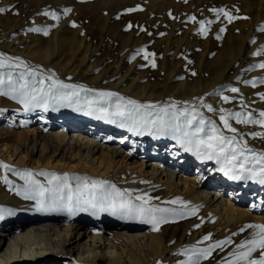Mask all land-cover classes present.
I'll list each match as a JSON object with an SVG mask.
<instances>
[{
  "label": "rangeland",
  "instance_id": "rangeland-1",
  "mask_svg": "<svg viewBox=\"0 0 264 264\" xmlns=\"http://www.w3.org/2000/svg\"><path fill=\"white\" fill-rule=\"evenodd\" d=\"M7 1L4 0L3 2L0 0V8L5 9L4 12L0 13V53L4 54L5 58L19 57L27 63L29 68L31 67L34 69L36 68L35 70H39L43 63L45 64L47 60L46 57L50 58L51 54V58L55 56V63H59L57 68L66 67L65 64L68 65L67 63L70 61L71 66H74L75 64L79 69H81V67L84 69L89 68L88 71L94 72L98 79L100 77V81H102V77L103 79H106L109 74V70L111 69L110 67H112L113 70L116 66L115 63H119L120 61V64L124 66L120 76L123 79L129 77V81L122 85L124 86L122 88H128V93L139 94L142 93V91H144L143 93H146V91H151L152 93L161 92L165 96L173 98V100H176L177 102H192L195 98V103L199 111H201L208 118L212 117V112H209L206 108L199 107V98L203 97L204 103L212 105L213 103L208 99L213 96H206V94L212 89V86L215 87L216 84L218 85L223 81L227 85L224 87L225 89L222 88L219 90L220 94L221 96L230 97V100L228 101L229 103L222 101V106L217 102V104L220 106V109L223 107L230 112H241L245 115L252 113L253 116L257 118H259V113L264 111V106H260L259 108L256 105V103L259 101L264 102V100L261 99L259 95L260 93H264V84L260 83L261 80H264V69L256 67V65H258L260 62H264V51H261V54L258 56L253 55V53L260 49L261 45H264V31L259 30L260 26L264 25V0ZM58 1L61 3L59 4ZM61 6H63L64 9H71V11H68V13L65 12V10L64 12L73 18L75 17L74 22L76 26L73 28L76 31L74 33V31H72L73 28L69 30L66 36L68 38L71 37L72 40L68 41L71 42L76 39L73 41V43L71 42L75 48V43L76 47L80 45L79 40L81 41L82 39L80 36L84 34L86 37H84L85 40L83 43L89 42V45L91 44V51H87L86 54L87 59V55L89 53L87 59L88 61L86 60L87 62L80 63L79 58L82 57L81 54L78 55L77 53V55L72 56L73 52L61 51L60 53L58 51L59 49H67L57 47V44L54 46L57 47L55 48V51H51L48 56L44 57V48L47 46L51 48L53 47L51 44L53 34L49 30H47V35H44L43 31L35 33L34 31H29L28 29L30 28H27L28 25L22 21L25 19L27 21V18L29 19L30 17V21L32 20L34 22L36 20V22H38V19L43 16L41 19H46V17L49 19L50 17L48 22L50 24V22H53L54 19L51 15H44L43 13L55 12L57 15V8ZM129 9H134V11H128ZM213 9H224L234 18L231 20V22H229L223 13L217 15L216 12L212 11ZM34 12L35 14H33ZM190 17H195V19L192 20ZM244 17H247V19ZM198 21H212V23H205L204 29H202ZM40 23L42 24V22ZM24 24L27 26L25 27ZM35 24L38 25V23ZM42 26H44V22ZM40 27L41 26H39V28ZM32 28L37 27L34 26ZM221 28L224 29L223 32H221ZM41 29L43 30V27H41ZM7 34H12V40H10V42H13L14 40V42L17 43L16 49L18 50H16V52L7 49L3 45V42L5 39H7L5 38ZM34 36L37 37L36 42ZM217 36L220 38L217 39ZM86 38H89L90 40L88 39L87 41ZM253 39H255V43H252ZM38 44L41 45L42 49H36ZM78 48L79 46L77 49ZM139 49H143L144 51L138 53L137 50ZM56 53L59 55H56ZM65 53L66 55H64ZM69 53L71 55H69ZM146 55L147 59H145ZM71 56L74 59H71ZM242 56L245 58H241L242 60L238 61L239 64H233L231 70H229V67L233 61ZM63 58L64 60L68 58L66 60L67 62L63 61ZM75 61L79 62L76 64ZM6 63H13V61L6 59ZM50 64L53 65V63ZM153 64H155V67H153ZM51 65H49V67L53 68ZM8 70V68L0 69V71L3 72H7ZM21 70L23 69H13V75L15 76L16 73ZM225 70L227 71L225 72ZM132 72L134 75H132ZM61 73H64V71ZM193 73H195V75H193ZM121 77L116 78V81L114 79H109L110 82L108 81L106 84L114 85L116 82L118 83L122 80ZM79 81L87 82L81 79ZM244 81H255L256 86L253 87L251 84H245ZM94 83L88 84L94 85ZM104 83L105 82L101 83L102 85L100 88H111L110 86H105L106 84ZM232 87L238 88L239 92L230 91V88ZM254 92L256 96H258L257 98L254 97ZM84 96L85 94H82L80 97L83 98ZM217 104L212 105L213 108L218 106ZM79 106H81L84 111L88 110L83 106V103H81ZM182 106V103H177L178 108ZM65 108L66 106H57L55 109L49 107L47 111L37 110L34 117L26 119L24 118V121H21V117H17L15 124L23 126L22 128L24 129H31L33 127L40 126V129H43L51 134H54L55 131L61 132L63 127L60 124H58L57 127H54L52 123H58L56 122L59 119V117H57L59 115L58 112L64 110ZM8 112L15 111L12 110V108L7 107L5 112L0 113V119L6 120V115L4 116L3 113L6 114ZM38 117L41 118V120H38ZM7 120H9V118H7ZM31 120H33V123H31ZM230 120L232 122V119ZM100 121L108 122V120L104 119H100ZM233 121L235 120L233 119ZM8 125V121H5L4 123L0 124V127ZM236 126H238L237 128L235 127L237 131L239 130L238 133L240 132V134L243 135L244 140L247 141V145H253L257 153L264 151V139L259 136L253 138L251 135L253 132L264 133V126L254 124H236ZM68 129L71 130V132L75 130L73 127H69ZM69 130H67V136L68 133L69 136L71 135ZM84 130L87 129H83V132ZM88 132L89 131H85L84 134L80 135H85L83 141L88 140L90 143H92V146L96 147L91 156V159L94 160V163H96L97 158H99L102 153L107 152V150H110V148L113 147V149L115 148L117 150L116 160L120 161L122 166H124L126 163L127 168L134 170L133 177L137 178L135 174L138 172L140 164L142 165L141 172H143L145 179L156 176L155 172L152 171L153 167L151 168L149 166L153 163V160L157 159V157H155V155L152 153L155 148V144L152 143L153 141H147L146 145L143 147L144 141L135 138L134 142H132L133 139L128 138V141L122 145L118 141V139H120L119 134L115 135V138L110 139L109 143H107L104 142L103 136L97 137L96 134ZM3 146V144L0 145V162L11 166L12 169H15L21 173L25 170H30L33 174L32 178L38 180L41 184L45 185V187L49 186L48 181L50 177L47 175H38L40 172L55 173L57 176L61 177H63L62 175L64 174L80 173V166L77 164L76 159L72 161H56L58 159V157H56V159L49 161L50 164L47 167L44 165L41 166V159H39L40 146H38V152L32 155L26 154L20 148L16 149V151L15 148L5 150L2 149ZM162 147L163 146H161V148ZM165 148L166 146H164L162 149ZM250 158L251 155H249V159ZM87 159L88 158H86V162ZM86 164L90 165V161ZM196 164V161L193 162L191 166L187 163L182 165L180 164L182 167L180 168L178 165L175 167V164H172L171 161H169V163H165L164 167H166V170L167 168L171 167L174 172L180 171L179 174H172V180L175 182L177 193L180 195L183 194L184 178H190V176L194 177L195 175H198L196 170L197 168L195 167ZM209 167H211V165ZM209 167L206 168V172L209 171ZM161 169L163 170L164 168H159L157 170V174L162 171ZM186 169H188V171H186ZM87 173L88 172L85 171V175H87ZM147 173H152V177H150ZM112 175L114 176V174ZM4 176H7L8 180L11 181V188L13 190L21 191L25 188V180L22 179L20 175H17L15 171H1L0 168L1 183L6 185L3 180ZM54 183H56V181H54ZM69 183L75 189L78 184L83 186L87 182L84 180L78 181L75 179V177L70 176ZM115 184L116 183H112L110 185ZM152 188L153 186H151L149 189ZM214 188L215 187H212V189ZM125 189L128 188L124 186L119 187V190L121 191ZM108 191L111 190L108 188ZM231 191L232 189L228 187V189L225 190V193L220 194L223 195V197L219 198L217 202L215 201L213 205L218 206L217 203L219 204L226 198L229 199L230 196H232L229 193ZM258 191L259 190L256 189L255 192L248 194L250 197H247V194L242 193L241 197V194L239 195L238 192L234 190L235 194H237V199H232L238 203L239 207L245 209L249 213V217H251L253 221L256 220V216L264 217V197L260 199ZM130 195L135 203H142L141 201H135V197L132 194ZM17 196L18 199L24 197L22 195ZM23 199L24 200L19 203L20 209L22 208L21 211L16 209V211H14V213L11 215L7 214L6 212L4 213L6 220L0 221V229L2 230L3 227L14 231L16 229H21L20 232H22L25 231L26 228L34 225L40 226L44 223L57 224L60 228L58 233L51 235V239L46 234L41 238L42 241L44 240L43 242H46L43 243V245H47V243H49L51 249L46 250L48 252L51 250L60 249L58 246L55 247V245H51L50 242H52L53 239H70L73 237V239L70 240V245H75L76 243L74 242L78 241H81L82 243L87 242L88 245H95L96 247L101 245V248H97L95 250L96 252L101 254H105L107 252L106 255L110 253L109 255L118 256V258H124V263H129L131 260L129 253H127V248L124 246V244L113 238L111 235L116 233L122 234L124 238H127L130 242H132L133 249H135V247L142 248L140 242L143 244V241H146V236H150L151 230H153L151 229L153 225L144 222L140 216L120 218L119 215H113L110 211H97L96 214H93L91 210L78 211L72 215H69L66 211H38L35 200H29L25 198ZM176 199L177 198H175V200ZM148 201L150 205L159 208L175 209L177 212H191L190 207L192 206V202L187 204L188 202L185 199H179V201L175 204L170 203L168 198H164V201L161 203H155L154 200ZM252 202L255 203V206H251ZM1 215H3V212ZM23 217L28 218L29 221L27 220L28 222L20 228L19 220ZM194 218V215L191 214L186 215L183 219L169 215V222L160 224L158 227H163L165 230L167 227L169 230H176L175 232H168L166 230L171 235L167 237V241L168 246L177 244V246L173 248L172 253L177 254L180 259L182 257H188L187 255L183 254V250L185 248L191 249L192 246L203 248L207 247L211 243H214L215 241L225 240L228 238L231 239L232 243L224 245L223 250L215 249L208 259L201 258L200 264H226L227 260L234 259L231 254L237 251V245H239L243 240L252 238V236L259 231L255 228L241 227L245 229L243 232H241V228H238L239 225L234 226V224H229L228 226H221L220 222L217 221L216 225L219 228H222L221 234L217 232L216 228L210 229L208 231L206 228H203L201 231L202 233L200 232V234H197L193 237L192 233H190L191 229H193V227H197H190L189 224L192 223ZM1 223L8 224L4 226ZM249 224L255 225L254 222H251L246 223L245 226ZM76 225H80L79 232L82 234L78 236V234H74V231H72L68 236H66V231L64 230H71V227H75ZM205 226H207V224ZM131 227H134V229H130ZM184 229H186L185 235L181 237ZM94 230L100 231L101 235H94ZM84 233H86V235H84ZM107 233H111V235ZM172 233L175 234L173 235ZM209 233L211 234V239L204 241L203 237ZM233 233H235V235H233ZM140 251L143 253L142 250ZM253 255L254 257H258L259 252L254 253ZM78 256L79 255L74 252L67 253L64 256L53 253L47 256H42L34 261H26L25 264H62L61 261L63 258L68 259V264H82L79 260V257H85V260L90 261V257H87V253H83V255L81 254L79 257ZM175 257L176 256H174V258ZM97 264H106V262L101 261ZM144 264L161 263H158V260L155 262L154 258Z\"/></svg>",
  "mask_w": 264,
  "mask_h": 264
},
{
  "label": "bare ground",
  "instance_id": "bare-ground-1",
  "mask_svg": "<svg viewBox=\"0 0 264 264\" xmlns=\"http://www.w3.org/2000/svg\"><path fill=\"white\" fill-rule=\"evenodd\" d=\"M2 1L4 2V0H2ZM64 1H66V0H64ZM58 2H59V4L61 3L60 1H58ZM59 4H55V5H59ZM40 8H42V7H40ZM57 10H58V12H57ZM57 10H56V12H57V16L59 17V19H54L53 22L52 21L50 22V24L48 23L50 17H49V19H47V17H46V19L45 18L41 19V17H43V16L40 17L41 20L38 19L39 20L38 22H36V20L34 22L32 20L30 21V17H29V19L27 18V21H26V19L22 20V21H23V23L28 25L27 28H32L34 26H36V27L41 26V27H43V29L49 30L53 34V39H52V43H51L52 46L54 47L57 44V47L67 49V50L59 49L58 51L60 53H61V51L73 52L72 56L77 55V53H78V55L79 54L82 55V57L79 58L80 63L81 62H83V63L87 62L89 53L87 55V59H86V54H87V51H89V52L91 51V48H90L91 44L89 45V42L83 43L85 40L84 37H86L83 34L82 36H80V37H82V39H81V41L79 40V42H80V45H78L79 48L77 49L78 46L76 47V43H75V48H76L75 49L74 45L72 43L76 39L74 38L75 40L71 41L72 42L71 43L68 40H72V38L71 37L68 38L66 36L67 33L69 32V30L73 28L72 25H73L75 17L74 18L71 17L69 14H67L68 12L65 13L64 12L65 9L63 6L57 8ZM33 14H35V12ZM34 16H36V15H34ZM40 22H42V24ZM43 22H44V26H42ZM35 23H38V25H36ZM27 25H25V27ZM72 31H74V33H75L76 30H74V28H73ZM85 33H86V31H85ZM7 36H9V37H7ZM36 36H37V33H36ZM5 38H7V39H5V41L3 42V45L7 49H10L13 52L14 51L16 52V50H18V49H16L17 43H15L14 40H13V42H10V40H12L11 39L12 34H7L5 36ZM34 38H35V42H36L37 37L34 36ZM86 39L88 41L89 38H86ZM55 41H56V43H55ZM79 42H77V43H79ZM39 44L36 46V49L41 48V45H39ZM53 47L52 48L49 46L45 47L44 48L45 54L43 53V56L44 57L48 56L51 51H55V48H57V47H54V48ZM68 52H67V54H68ZM126 52H128V51H126ZM244 53H246V52H244ZM56 55H59V54L56 53ZM64 55H66V53ZM69 55H71V54L69 53ZM72 56H71V59H74ZM54 57L51 58V54H50L51 59L49 57H46L47 60H46L45 64L43 63V65L41 67L39 66L40 67L39 70H35L36 68L34 69L31 67H30V69L37 71L42 76L51 75V76H53L54 79H59L66 84L84 85L86 88L95 89L98 91L117 92L121 96L125 97L126 99H133V100L138 101L141 104L159 105V106L163 107L165 104L177 102L176 100H173V98H169V97L165 96L164 94H162L161 92H155V93L153 92L152 93L151 91H149V92L146 91V93H143L144 91H142V93H139V94L128 93L127 92L128 88H122V87H124L122 85L129 81V79H128L129 77L126 79H123L120 76L122 69L124 67L120 64V61H119V63L118 62L115 63L116 66L113 70H112V67H110L111 69L109 70V74L106 77V79H103V77H102V79H101L102 81H100L99 80L100 77L98 79L97 76H95L94 72L88 71L89 68L84 69L81 67V69H79L75 64H74V66H76V67H74L73 65L71 66L70 61H69V63H67L68 65L65 64L66 67L57 68V66H59V63L58 62L55 63ZM241 58H245V57L244 56L238 57L235 61L231 60V61H233V63L230 65L229 70H231L233 64H236V63H238V61H241L242 60ZM67 59L68 58H66V60ZM58 60H60V59H58ZM66 60H64V58H63V61H66ZM126 61H127V58H126ZM78 62L75 61L76 64ZM50 63H53V65H51ZM62 64H64V63H62ZM49 65L53 66V68L49 67ZM124 65H125V63H124ZM61 66H63V65H61ZM91 67H90V69H91ZM130 69L132 70L131 67H130ZM63 71H64V73H61ZM226 71L227 70H225V72ZM132 75H134L133 72H132ZM119 76L122 78V80L120 82H118V83L114 82L115 83L114 85L113 84L112 85L106 84L108 81L110 82L109 79L115 80L116 78H120ZM169 78H171V77H169ZM80 79L83 81H87V82H81V81H79ZM228 81H229V79H228ZM102 82H105L104 83V84H106L105 86H110L111 88L110 89L100 88V86L102 85L101 84ZM45 83L48 84V83H51V81L46 80ZM88 83H94V85L88 84ZM226 85L227 84L224 83L223 81H222V83H219L218 85L216 84L215 87H213L211 84L212 89L207 92L206 96L207 95L213 96L210 99H208V100H210V102L213 103L212 105L217 104V102L219 105H221V104L223 105L222 101H224V100H222L221 94H217V93H220L219 90L226 87ZM82 94H85V93L81 92L80 96ZM254 94H255V92H254ZM88 95L91 96L92 94H88ZM254 97L257 98L258 96H256V94H255ZM81 99H83V98H81ZM255 101H259V100H255ZM219 105L214 108V109H216V111L211 113V116H212L211 119L216 122L218 128H220L224 132L225 135L230 136V135H232V133L229 132L227 129H225L223 122L220 121V115H227V114L226 113H220V111H219L220 106ZM256 105H257V107L260 108V106H264V102L259 101L256 103ZM0 107H1V109H5V110L7 107H10V108H12V110L15 111V112H8L6 114L3 113L4 116L6 115V117H5L6 120L0 119V124L4 123L5 121H8V123H9L8 126L0 127V145L1 144L4 145L2 149L8 150L10 148H12V149L15 148V151H16V149L20 148L26 154L32 155V154L38 152V146H40L41 148H40L39 159H41V163H40V165L42 164L41 166L44 165L45 167H47L50 164L49 161L56 159V157H58V159L56 161H64V160L72 161V160L76 159L77 164L80 166V169H79L80 173H78V174L70 173V174H68V176L69 177L70 176L87 177L88 179L86 182L88 185H91L93 181H108L109 185L112 183H116L115 184L116 189H119L120 186H124V187L128 188L127 190H129V193L132 194L134 197L145 196L146 199L151 200V201L154 200L155 203L156 202L157 203L163 202L164 198H168L169 202L172 200H175V198L185 199L188 202L187 204H189V202H192V206L190 207V210H192L193 208H196V213L194 215L195 218L192 220V223H190L189 226L193 227L196 224L200 225V227H197V228L193 227V229H191L190 233H192L193 237L196 236L197 234H200V232L203 230V228H206L207 231L210 229L216 228L217 232H219V234H221L222 228H219L216 225L217 221L220 222L221 226H228L229 224H234V226L239 225L238 228L245 227L246 223H251V222H254L255 225H264V217L256 216L255 217L256 220L253 221V219L251 217H249V213L245 209H242L241 207H239L238 203L235 202V200L237 199L236 198L237 194H235V192H234V190H235L236 192H238L239 195L241 194L240 195L241 197H242V193L243 194L245 193V194H247L246 195L247 197H250V196H248V194H251V193L255 192L256 189H258L259 190L258 195L260 196L259 198L262 199L264 197V185H261L258 182H256L255 180H251V179H249V180L231 179L230 175L226 176L224 174V172L220 170L222 165L218 164L215 159H212V160L201 159V158L197 157L196 155H194L192 152L185 151V149L176 140L172 139V137L170 135L169 136H156V135H150V134H148V132H144L143 134H137V133L129 131L128 128L119 127L118 124L100 121V119L97 118V115H87V114H85L86 111L77 110L78 108H82V107L79 105H75V104L73 106H66V108L64 110L58 112L59 115L57 117H59V119H58V121H56L58 123L53 122L52 124L54 125V127H57L58 124H60L63 127V130L61 132L55 131L54 134H51V133L46 132L43 129H40L41 128L40 126L33 127L31 129H24V128H22L23 126H20L19 124H15V122L17 121V117L18 118L21 117V119H22L21 121H24L23 120L24 118L25 119L26 118H32L36 115L37 110L44 111L43 109L37 108V109H34L30 112H25L23 109V105L17 103L15 100H12V99H10L8 97H4V96H0ZM7 115H9V116H7ZM255 116H257V115H255ZM0 117H1V115H0ZM7 118H9V120H7ZM38 120H41V118L38 117ZM31 123H33V120H31ZM229 123L233 127H236V128L238 127V126H236L237 123L235 121H233V119H232V122L229 119ZM62 127H61V129H62ZM69 127H73L75 130H73L71 132V130L68 129ZM85 128L87 130H84V132L89 131L90 133L96 134L97 137L103 136L104 142H107V143H109L110 139H114L115 135H119V134H120V137H119L120 139H118V141L122 145H123V143L128 141V138H132L133 139L132 142H134L135 138L138 140L144 141L143 147H144V145H146L147 141H149V140L153 141L152 143L155 144V148L152 151V153L155 155V157H157V159L153 160V163L150 164L149 166L151 168L153 167L152 171L155 172L156 176L153 178L145 179V176H143V172H141L142 165L140 164L138 172L135 174L137 176V178L133 177L134 176V174H133L134 170H132L131 168H127L126 163L124 166H122V163H120V161L116 160L117 150L115 148L113 149V147L110 148V150H107V152L102 153L100 155V157L97 158L96 163H94V160L91 159V156H92L93 152L95 151L96 147L92 146V143H90L88 140L83 141V138L85 135L84 136L80 135V134H84L83 129H85ZM67 130H69V132L71 133L70 136H69V133L67 136ZM88 136H90V135H88ZM161 146H163V147L166 146V148L162 149L163 147L161 148ZM247 146L255 150L253 145H247ZM248 155H251V154H248ZM86 158H88L87 159L88 163L90 161V165L86 164L87 163ZM169 158H170V160H169ZM23 160H24V158H23ZM169 161H171L172 164H175V167H177V165H178L180 168H182L181 167L182 164L187 163L191 166L193 164V162H195V161L197 162L195 167L197 168L196 170H197L198 175H195L194 177L190 176V178L189 177L184 178L183 194H181V195L179 193H177L176 184L172 180V174H175V173L179 174L180 171L174 172L171 167L167 168V170H166V167H164V165H165V163H169ZM189 165H188V167H189ZM210 165H211V167H209ZM249 166H250L249 164L245 165V167H249ZM208 167H209V171L206 172L205 170ZM159 168H164V169L163 170L161 169L162 171L157 174V170ZM4 170H5L4 168H1V171H4ZM84 170L88 172L87 175H85ZM186 171H188V169H186ZM112 174H114V176ZM148 175L150 177H152L153 174L150 173ZM62 176H64V175H62ZM111 176H113V177H111ZM116 180H118V181H116ZM151 186H153V188L149 189ZM212 187H215V188L212 189ZM228 187H230L232 189V191L229 192L230 195H232V196H230L229 199H227V198L224 199V201L220 202L219 204L217 203L218 206H214L213 205L214 202L215 201L217 202L219 200V198L223 197V195H220V194L225 193V190L228 189ZM109 189L112 191V189L110 187H109ZM21 191H23V190H21ZM169 197H170V199H169ZM23 198L24 197H21L20 199H18L17 190H13L11 188V185H8V184L3 185L1 183V179H0V209H11V210L13 209L12 213H14V211H16V209H19V211H21L22 208L20 209L19 203L22 200H24ZM233 198L234 199L236 198V199L233 201L232 200ZM251 206H255V203L252 202ZM32 210H34V209H32ZM4 213L5 212H3V215H2L3 218L0 219V221L6 220ZM1 214H2V212H0V215ZM12 219H13V216H12ZM27 220H28V218H24V217L19 220L20 228L23 227V225L29 221V220L28 221ZM1 224L5 226L8 223H4V224L1 223ZM206 224H207V226H205ZM79 227H80V225H76L75 227H71L72 228L71 230L70 229L64 230V231H66V236H68L72 231H74V234L76 233V234H78V236H80L82 233L79 232ZM102 229H104V228H102ZM106 229H108V228H106ZM130 229H134V227H131ZM151 229H153V227H151ZM59 230H60L59 226L57 224H54V223H49V224L44 223L40 226H37V225L30 226V227L26 228L25 231H22V232H20L21 229H16L14 231V230H10V229L3 227L2 230L0 229V264H25L26 261H34V260H36L42 256H47L49 254L57 253V254H60L61 256H64L65 254L71 253V252L77 253V255H79V256L81 254L83 255V253H87V255H88L87 257L88 258L90 257V261L85 260V257L80 258L78 256L79 260L82 264H87V263L97 264L101 261L106 262V264H144L147 261H151V259H154V258H155V262L158 260V263H161V264H179L180 261H186L188 259V257H186V258L182 257L180 259L177 254L172 253L173 248L176 247L177 244H173L172 246H168L167 237L171 236L168 232H175L176 230L175 229L169 230L168 227L166 229L168 232L163 227L159 228L158 231L151 230V235L146 236V241H143V244H142V242H140L142 248L135 247V249H133L132 242H130L127 238H124L122 234L116 233V234L111 235V233H107V234L111 235L113 238H115L116 240H118L119 242H121L122 244H124V246L127 248V253H129L130 260H131L129 263H124L123 262L124 258H118V256L109 255L110 253H108V255H106L107 252L105 254H101L99 252H96L95 250L97 248H101V245L96 247L95 245H88L87 242L82 243L81 241L74 242V243H76L75 245H73V244L70 245L71 244L70 240L73 239V237L70 239H64V238H59L57 240L53 239L52 242H50L51 245L53 244V245H55V247L58 246V247H60V249L59 250H51L49 252L46 251V250L51 249L50 245H49V243H47V245H43V243H46V242H43L44 240L42 241L41 238L44 237V235L46 234L51 239V235H53L54 233H58ZM185 232H186V229H184L181 237H183L185 235ZM93 234L100 236L101 232L94 230ZM172 234L174 235L175 233H172ZM84 235H86V233H84ZM57 237H59V236H57ZM143 237H141V238H143ZM104 240H105V238H104ZM106 240H108V239H106ZM140 250H142L143 253ZM174 256H176V257L174 258ZM61 262H62V264H68L69 261L67 258H63Z\"/></svg>",
  "mask_w": 264,
  "mask_h": 264
},
{
  "label": "snow or ice",
  "instance_id": "snow-or-ice-1",
  "mask_svg": "<svg viewBox=\"0 0 264 264\" xmlns=\"http://www.w3.org/2000/svg\"><path fill=\"white\" fill-rule=\"evenodd\" d=\"M4 11L5 9L0 8V13ZM68 11L71 9H65V12ZM128 11H134V9ZM212 11L217 15L223 13L229 22L234 18L224 9H213ZM43 14L51 15L53 19H59L55 12ZM244 18L247 19V17ZM190 19L194 20L195 17H190ZM198 23L204 29L205 23L210 24L212 21H198ZM72 26H76L75 22ZM28 30L43 31L44 35L48 34L47 29L42 30L39 27ZM259 30L264 31V25H261ZM223 31L224 29L221 28V32ZM219 38L217 36V39ZM252 43H255V39L252 40ZM141 51L144 50H137L138 53ZM261 51H264V45H261L253 55L258 56ZM6 59L13 63H6ZM145 59H147V55ZM256 67L264 69V62H260ZM4 68L9 70L7 72L0 71V96L8 97L23 105L25 112L37 108L47 111L49 107L55 109L57 106L65 107L83 103V106L88 109L85 113L87 115H97L98 119L108 120L110 123L118 124L121 128H128L129 131L137 134L148 132V134L156 136L170 135L185 151L192 152L201 159H215L218 164L222 165L220 170L226 176L230 175L231 179H251L264 185V151L257 153L248 147L243 135L229 123V119H234L237 124L264 126V111H261L257 118L252 113L245 115L241 112H230L221 108L220 113H227V115H220V121L223 122L224 128L232 133L229 136L218 128L214 120L199 111L195 98L192 102H172L163 107L141 104L136 100L126 99L117 92L97 91L86 88L84 85L66 84L59 79H54L51 75L42 76L37 71L30 69L21 58H5L4 54L0 53V69ZM13 69L23 70L18 71L14 76ZM46 80L51 83L46 84ZM244 83L256 86L255 81H244ZM260 83L264 84V80H261ZM230 91L239 92V89L232 87ZM81 92L85 93L82 100ZM88 94H92L91 97ZM259 95L261 99H264V93ZM222 99L228 102L230 97L222 96ZM177 103H182L183 106L177 108ZM199 107L206 108L209 112L216 111L211 104L204 103L203 97L199 98ZM77 110L83 109L78 108ZM4 111L6 110L0 109V113ZM251 135L253 138L259 136L264 139L262 132H253ZM248 154H251V159ZM246 164L250 166L245 167ZM0 168H4L6 171H15L25 180V188L23 191L18 190L17 195L35 200L38 211H66L72 215L78 211L91 210L93 214H96L97 211H110L111 214L119 215L120 218L140 216L144 222L153 225L154 231L159 230L160 224L169 222V215L183 219L188 214L195 215L196 213V208H193L190 213L159 208L150 205L145 196H136L134 200L142 203H135L129 190L116 189V186L109 185L108 181H93L91 185L85 183L83 186L78 184L74 189L69 183L68 174L61 177L55 173L40 172L38 175L50 177L49 186L45 187L38 180L32 178L33 174L30 170L21 173L3 162H0ZM75 179L87 181L88 178L77 176ZM3 180L5 184L11 185L7 176H4ZM109 187L112 191H108ZM178 201L179 198L170 201V203L175 204ZM0 212L12 214L11 209H0ZM2 218L3 216L0 215V219ZM195 227H200V225H195ZM245 227L255 228L259 231L252 238L241 241L237 245V251L231 254L234 259L227 260L226 264H264V225L249 224ZM244 230V228L240 229L241 232ZM210 239V233L203 237L204 241ZM231 243V239L228 238L215 241L203 248L196 246H192L191 249L185 248L183 254L187 255L188 259L180 261L179 264H200L201 258L208 259L215 249L223 250L224 245ZM257 252H259V256L254 257L253 254Z\"/></svg>",
  "mask_w": 264,
  "mask_h": 264
}]
</instances>
